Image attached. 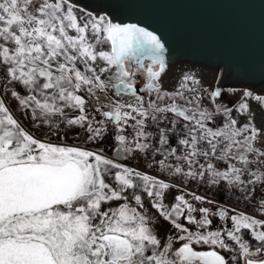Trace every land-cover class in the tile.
I'll return each instance as SVG.
<instances>
[{
  "label": "rangeland",
  "instance_id": "374dc122",
  "mask_svg": "<svg viewBox=\"0 0 264 264\" xmlns=\"http://www.w3.org/2000/svg\"><path fill=\"white\" fill-rule=\"evenodd\" d=\"M188 68L172 66L166 86L158 91V78L166 69L128 57L118 61L108 16H96L67 0H0V169L73 161L84 176L70 201L0 220V244L37 241L49 248L57 264H202L185 259L182 246L216 251L226 264L263 260L264 221L230 209L205 207L141 170L145 115L157 118L176 111L222 109L229 121L234 107L246 115L252 111L250 103L260 100L264 108V94L260 97L245 88L238 97L240 87H215L220 73ZM46 69L52 71V78L38 73ZM104 83L121 84L123 89L116 93ZM179 86L196 87L202 103L196 105L181 95ZM65 88L71 91L69 112L74 113L62 118L57 93ZM33 96H40L42 102L52 99V110ZM62 122L66 139L51 152L45 135L51 127L56 132ZM261 122H230L228 135V152L229 144L239 146L245 168L256 173L259 185L264 184ZM66 145L72 146L68 153ZM117 146L125 150L124 161L114 157ZM97 169L105 188L96 190L92 181ZM95 234L126 238L131 254L124 260L106 261L103 245L92 239Z\"/></svg>",
  "mask_w": 264,
  "mask_h": 264
},
{
  "label": "water",
  "instance_id": "95a60500",
  "mask_svg": "<svg viewBox=\"0 0 264 264\" xmlns=\"http://www.w3.org/2000/svg\"><path fill=\"white\" fill-rule=\"evenodd\" d=\"M68 1L109 17L118 61L124 57L135 59L139 64L149 61L160 65L163 71L174 65L206 68L221 73L223 85L264 94V0ZM114 157L124 161L122 146L116 147ZM37 166L18 165L0 171V187L9 177L22 181L20 175L28 183L26 186L33 189L27 190L26 201L20 197L22 188L19 185L5 186L2 190L10 192L0 196L4 197L3 205L17 204L13 209L2 210L0 220L23 215L10 212L26 206L38 210L53 206L52 200L48 207L43 206V199L53 198L55 205L74 198V189L83 178L80 165L70 161L57 167ZM69 169L76 171L70 175ZM40 185H44L45 191L38 194ZM111 235H115V239ZM102 244L105 255L109 251L116 255L125 252L117 256L118 259L132 251L131 243L116 234L105 235ZM31 245L45 249L51 263L57 264L49 248L41 243H4L0 248L6 247L7 251V248ZM180 252L185 259L198 260L202 264H226L223 255L216 251L199 252L191 246H182ZM246 264H264V259L247 260Z\"/></svg>",
  "mask_w": 264,
  "mask_h": 264
},
{
  "label": "built area",
  "instance_id": "2783aa9c",
  "mask_svg": "<svg viewBox=\"0 0 264 264\" xmlns=\"http://www.w3.org/2000/svg\"><path fill=\"white\" fill-rule=\"evenodd\" d=\"M176 113L142 119L145 147L141 170L205 207L230 209L264 221V184H257L252 169H241L237 185L222 180V173L232 163L228 154L231 125L224 111Z\"/></svg>",
  "mask_w": 264,
  "mask_h": 264
},
{
  "label": "bare ground",
  "instance_id": "6f19581e",
  "mask_svg": "<svg viewBox=\"0 0 264 264\" xmlns=\"http://www.w3.org/2000/svg\"><path fill=\"white\" fill-rule=\"evenodd\" d=\"M68 1V0H67ZM73 1V0H72ZM68 2H70L71 4H73L71 1H68ZM74 2V1H73ZM77 3V2H76ZM75 3V4H76ZM75 4H73V5H75ZM75 6H77V7H79L78 5H75ZM83 9H85V10H87V11H90V12H92V13H94L96 16H100V15H102L101 13H99V12H96V11H94V10H92V9H90V8H86V7H83ZM178 66V65H177ZM185 66H188V65H185ZM190 68H193V67H191V66H189V68L188 69H190ZM194 69H196V67L194 68ZM198 69V68H197ZM171 70V67H168L165 71H164V73H163V75L162 76H160L159 78H158V81H159V85L160 86H158V88H157V90L159 91V90H161L162 88H163V85H165L166 86V84H167V79H168V77H169V71ZM204 70V69H203ZM217 73V72H216ZM214 74V73H213ZM198 75V74H197ZM214 76H216V75H214ZM219 77V79H218V81H217V85H215V87H217V86H222L223 84H222V79H221V73L219 74V76H217V78ZM190 78V77H189ZM196 80V79H195ZM212 80H214V78L212 79ZM202 82V81H201ZM213 82V81H212ZM194 83V82H193ZM206 83V82H205ZM204 83V84H205ZM210 84V83H209ZM179 85H181V84H179ZM187 85V84H186ZM104 86L105 87H112L113 89H115V91H116V93H119V91H121L123 88H122V86H121V84H108V83H104ZM164 86V87H165ZM170 86H171V83H170ZM172 86H177V85H172ZM207 86V85H206ZM178 87V86H177ZM180 88L182 87V86H179ZM191 87V86H190ZM193 88H196V87H193ZM192 87L191 88H189V87H183V88H181V92H183V94H181V95H183L184 97H186V98H188V99H190L193 103H195L196 105H199V104H201L202 103V100L198 97V92H196V90H194ZM179 89V88H178ZM242 89H245V88H237V90H238V92H236V95L238 96V97H240L241 96V94H242ZM179 92H180V90H178ZM200 91V90H199ZM180 92V93H181ZM253 93V92H252ZM202 94V93H201ZM256 94H258V95H260V97L262 96V94L261 93H257L256 92ZM253 97H256V96H254L253 95ZM227 98L229 99V101L231 100L230 98V96L228 95L227 96ZM209 97H207L206 95H205V97H204V101H206L207 103H209L210 104V101H209ZM256 100V99H255ZM232 101V100H231ZM234 101H236L235 99H234ZM231 104H232V102H230ZM250 105H251V108H252V111H250L249 112V114L247 113L246 115L244 114V115H240V112H239V110H238V108H235L234 107V110H233V112H232V115L230 116V118H229V121L230 122H232L234 125H240V124H242V123H245V122H248V121H250V120H253L254 122H260V120H262V122L264 121V108H263V106H262V104H261V102H260V100L258 101H255V102H251L250 103ZM261 122V124H260V127L263 125L264 126V124ZM262 126V127H263ZM69 162V161H68ZM71 162H73V161H71ZM65 164V163H64ZM20 165H30V166H33V165H38L37 167H40V165H42V164H20ZM43 165H51V164H43ZM16 166H18V165H13V166H8V167H5V168H2V169H0V171H4V169L6 170V169H8V168H12V167H16ZM52 166V165H51ZM60 166H62V165H60ZM52 167H57V166H52ZM93 167H94V165H93ZM95 168V167H94ZM94 168H93V171H94ZM80 169H81V167H80ZM98 169H100V168H98ZM97 169V172H95L96 173V175L94 174V177H93V181H92V187L93 188H96V190L97 189H102V188H105V180H104V184H102L101 183V171H99ZM96 170V169H95ZM72 171V172H71ZM75 171L76 170H71V169H69L68 170V174H72L73 175V172L75 173ZM81 172H82V174H83V171H82V169H81ZM97 173H98V175H97ZM66 175V174H65ZM69 175V176H70ZM68 176V175H67ZM16 178L18 177V176H15ZM15 178V179H16ZM19 178L22 180V181H17V180H12L13 178H11V177H9V178H7V180H8V182L6 183V184H4L3 186H1L0 187V196L1 195H7L9 192H10V190L8 189H5V190H2L5 186H16V185H19L22 189L19 191L20 192V194H21V198L22 199H26V201H27V197H28V193H27V190L29 189V190H33V189H31L30 188V186H26L28 183L27 182H24V176H20L19 175ZM25 178H27V177H25ZM103 179H104V177H103ZM84 183V176H83V178H82V181L80 180V184L79 185H77V187H75V189H74V193H73V197L75 198L76 197V194H77V191L81 188V186H82V184ZM101 183V184H100ZM42 186H44V185H42ZM42 186L40 185V188H38V190H37V192H38V194H40V193H42L43 191H45V189H43L42 188ZM70 186V185H69ZM96 192H98V191H96ZM37 195V194H36ZM4 198V197H3ZM3 198H0V214H1V211L2 210H4V209H7V210H10L11 208L13 209L14 207L13 206H15L17 203H14V204H9L8 206H4L3 205ZM20 198V199H21ZM51 200L53 201V203H51L53 206H55V205H58V204H63V203H66V202H61V203H55V205H54V199L52 198H50V199H43L42 200V205L43 206H47L48 207V205H50V202H51ZM59 200H62V198H59ZM27 203V202H26ZM25 204V203H24ZM1 206H2V208H1ZM52 206V207H53ZM49 208H51V207H49ZM43 210V209H42ZM39 211H41V209H35V208H33V207H30V206H26L25 208H22V209H17V210H14L13 212H10V213H12V214H21V213H23V215H21V216H19V217H22V216H24V215H26V214H33V213H36V212H39ZM18 218V217H17ZM6 219V218H5ZM8 219H11V218H8ZM2 220H4V219H2ZM112 236V235H111ZM113 238H114V236H112ZM93 241L95 242V243H100V244H102V239H103V237L102 238H98L97 236H93ZM115 239V238H114ZM115 241H117V240H115ZM31 242H34V243H38L37 241L35 242V241H30V242H11V241H9V242H6V243H14V244H28V243H31ZM1 244H4V242H2ZM103 245V244H102ZM0 249H3V251H1L0 252V264H52L51 263V261H50V258H49V256L47 255V253H46V250L45 249H43V248H41V247H39V246H36V245H31L30 247H28V246H23L22 248H20V247H14V248H7V251H5L4 249H6V247H1ZM114 253V252H113ZM113 253L111 252V251H109V254H106V256L107 257H109V260H114V256H113ZM123 253H125V252H121V253H118L119 255H116V257L117 256H121ZM52 254V253H51ZM129 256V252H128V254H127V256L126 257H128ZM126 257H124V258H120L121 260H124ZM118 258V257H117ZM117 260V259H116Z\"/></svg>",
  "mask_w": 264,
  "mask_h": 264
},
{
  "label": "crops",
  "instance_id": "0c3cea01",
  "mask_svg": "<svg viewBox=\"0 0 264 264\" xmlns=\"http://www.w3.org/2000/svg\"><path fill=\"white\" fill-rule=\"evenodd\" d=\"M38 73H40V75L43 77V78H52L51 77V74H52V71L51 70H43V71H40V72H38ZM36 75H37V73H36ZM37 77V76H36ZM41 77V78H42ZM45 83V82H44ZM50 84H52V83H50ZM33 86V85H32ZM32 88V87H31ZM30 88V89H31ZM52 91L53 90H51V92L49 93L50 94V97H52L53 96V93H52ZM70 93H71V91L70 90H68L67 88H65V89H61V90H59L58 91V93H57V95H58V97H57V99H58V104L57 105H59L60 106V110H61V116H62V118H64L65 116H69L70 114H72V113H74V111L73 110H71L72 112H69L70 111V109H69V107H70V102H69V97H70ZM48 94V95H49ZM47 98V100H49V97H46ZM33 99H34V101H36L37 103L39 102V104L41 103V104H43V105H45V107L49 110V109H51L52 110V106H53V101H52V99L50 100V102L48 101L47 102V100L45 101V102H42L43 100L41 99V97L39 96H33ZM48 106L50 107V108H48ZM46 109V110H47ZM66 117V118H67ZM47 121H49V120H47ZM47 121H46V123H47ZM63 121V120H62ZM64 123H66L65 121H64ZM51 127V126H50ZM57 127V126H56ZM57 129V131L56 132H53V128L51 127V129H50V131H49V134H46L45 135V137L47 138H49V143H50V151L52 152L53 151V148H54V146L55 145H58L59 143H61V141L65 138L66 139V132H65V130H66V126L65 125H63V122H62V127H57L56 128ZM95 130H99V127H96L95 128ZM60 133V136H57L56 134H58V133ZM230 133H231V131H230ZM230 133H229V135H230ZM65 136V137H64ZM234 136H232V138H233ZM68 138V137H67ZM82 140H84L83 138H82ZM66 147H67V145H66ZM72 147V146H71ZM70 146L69 147H67L65 150H64V152H66V153H68L69 152V149L71 148ZM229 155L232 157V163L230 164V166H229V168L226 170V171H224L223 173H222V175H221V177H222V180H224L225 182H227V183H229V184H232V185H237L238 183H239V181H240V178H241V169L242 168H245L246 166H247V161L245 160V157H241L240 156V148H239V146H234V145H232V146H230V144H229ZM254 157V156H253ZM263 175V181H264V172L262 173ZM130 240V239H129Z\"/></svg>",
  "mask_w": 264,
  "mask_h": 264
},
{
  "label": "flooded vegetation",
  "instance_id": "af4514ba",
  "mask_svg": "<svg viewBox=\"0 0 264 264\" xmlns=\"http://www.w3.org/2000/svg\"><path fill=\"white\" fill-rule=\"evenodd\" d=\"M95 236H97L99 239L102 238L101 236H98V235H96V234H95ZM112 236L115 237V235H112ZM98 244H100V243H98ZM100 245H102V244H100ZM123 254H124V253H123ZM123 254H122V255H123ZM130 254H131V253H130ZM122 255H121V256H122ZM113 256H114V260H113V262H116L117 260H121V259H118L114 253H113ZM104 258H105L106 261H108V262H112V260H109V257H107L106 255H105ZM115 258H116L117 260H116ZM54 259H55V258H54ZM56 263H57V262H56Z\"/></svg>",
  "mask_w": 264,
  "mask_h": 264
}]
</instances>
